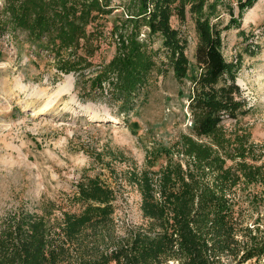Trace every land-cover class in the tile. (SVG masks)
<instances>
[{
    "label": "trees",
    "instance_id": "1",
    "mask_svg": "<svg viewBox=\"0 0 264 264\" xmlns=\"http://www.w3.org/2000/svg\"><path fill=\"white\" fill-rule=\"evenodd\" d=\"M0 0V31L40 43L58 72L76 78L86 96H101L122 107L167 67L186 78L187 39L172 26L189 18L194 26L197 73L187 107L191 130L165 152V164L127 172L140 195V225L117 226L116 192L99 178L76 185L79 213L19 212L0 224V264H242L264 257V142L255 143L244 128L226 130L248 113L236 78L241 58L221 52L219 7L223 0ZM258 0H236L238 15ZM122 9L126 20L107 63L92 58L114 37L101 19ZM161 38L152 50L136 37L142 30ZM161 51L165 62H157ZM250 55L254 52L249 51ZM163 72V71H162ZM152 164L156 156H148ZM255 217V218H254ZM124 233L122 234V231ZM121 234V235H119Z\"/></svg>",
    "mask_w": 264,
    "mask_h": 264
},
{
    "label": "rangeland",
    "instance_id": "2",
    "mask_svg": "<svg viewBox=\"0 0 264 264\" xmlns=\"http://www.w3.org/2000/svg\"><path fill=\"white\" fill-rule=\"evenodd\" d=\"M122 0H115L119 4ZM216 23L223 28L221 52L227 61L241 58L236 82L248 113L227 122L228 131L244 128L255 143L264 142V0L238 15L236 0H223ZM126 16L116 9L100 20L105 31L114 33L92 58L93 64L107 63L116 52ZM187 39L189 69L178 80L167 67L164 55L156 60L161 72L122 107L101 96H86L76 88L73 74L57 71L50 52L24 35L0 31V224L19 212L79 213L76 185L83 179L99 178L116 192L114 220L118 227L140 225V195L126 181L127 172L147 168L153 172L165 164V152L182 134L191 130L187 97L197 73L194 53L196 35L188 18L180 24L171 20ZM152 50H161V38L142 30L136 37ZM254 52L250 55L248 52ZM163 71V72H162ZM148 156H156L148 165ZM264 191V185L255 189ZM264 198V195H263ZM264 216V202L258 209ZM255 218V217H254ZM124 230L122 231V234ZM121 235V234H119ZM242 264H264L249 260Z\"/></svg>",
    "mask_w": 264,
    "mask_h": 264
},
{
    "label": "water",
    "instance_id": "3",
    "mask_svg": "<svg viewBox=\"0 0 264 264\" xmlns=\"http://www.w3.org/2000/svg\"><path fill=\"white\" fill-rule=\"evenodd\" d=\"M238 85V84H237Z\"/></svg>",
    "mask_w": 264,
    "mask_h": 264
}]
</instances>
